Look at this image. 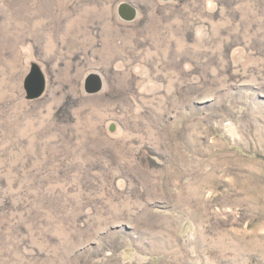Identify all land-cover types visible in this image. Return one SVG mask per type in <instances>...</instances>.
<instances>
[{"label":"rangeland","instance_id":"374dc122","mask_svg":"<svg viewBox=\"0 0 264 264\" xmlns=\"http://www.w3.org/2000/svg\"><path fill=\"white\" fill-rule=\"evenodd\" d=\"M0 264H264V0H0Z\"/></svg>","mask_w":264,"mask_h":264},{"label":"water","instance_id":"95a60500","mask_svg":"<svg viewBox=\"0 0 264 264\" xmlns=\"http://www.w3.org/2000/svg\"><path fill=\"white\" fill-rule=\"evenodd\" d=\"M119 15L123 20L132 21L135 18L136 10L128 3H122L118 7ZM47 85L46 76L37 63H31L30 70L23 81L25 98L27 100L39 99L45 92ZM103 86L101 77L98 74H89L85 80V91L88 94L98 93Z\"/></svg>","mask_w":264,"mask_h":264}]
</instances>
